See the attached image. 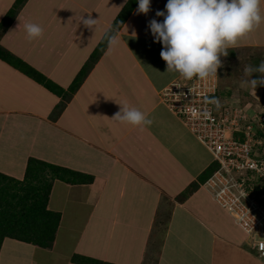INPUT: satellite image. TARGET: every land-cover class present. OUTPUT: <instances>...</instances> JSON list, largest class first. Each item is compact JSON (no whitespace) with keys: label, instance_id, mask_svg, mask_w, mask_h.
I'll return each instance as SVG.
<instances>
[{"label":"crops","instance_id":"crops-1","mask_svg":"<svg viewBox=\"0 0 264 264\" xmlns=\"http://www.w3.org/2000/svg\"><path fill=\"white\" fill-rule=\"evenodd\" d=\"M15 1L0 0V22ZM110 1L27 0L0 33V44L67 89L126 4ZM166 3L151 0L147 14H137L136 5L116 43L56 119L51 115L61 98L0 58V172L22 180L30 158L76 172L68 175L71 181L53 182L48 208L61 214L53 247L6 237L0 264H81L74 255L110 264H234L241 256L260 261L248 235L203 183L189 189L214 157L162 101L161 91L181 77L167 71L162 45L148 29L151 19H163L155 13ZM260 9L264 16V0ZM89 15L98 19L92 29L80 19ZM29 22L46 32L43 48L32 52L14 41ZM53 31L71 37L62 49H53ZM263 31L264 21L230 48L264 44ZM222 66L219 104L237 97L231 88L225 92ZM122 104L152 124L116 120Z\"/></svg>","mask_w":264,"mask_h":264},{"label":"built area","instance_id":"built-area-1","mask_svg":"<svg viewBox=\"0 0 264 264\" xmlns=\"http://www.w3.org/2000/svg\"><path fill=\"white\" fill-rule=\"evenodd\" d=\"M217 68L201 80L180 77L161 91L162 101L210 150L216 170L202 184L233 217L264 258V115L239 103L219 104Z\"/></svg>","mask_w":264,"mask_h":264},{"label":"clouds","instance_id":"clouds-1","mask_svg":"<svg viewBox=\"0 0 264 264\" xmlns=\"http://www.w3.org/2000/svg\"><path fill=\"white\" fill-rule=\"evenodd\" d=\"M262 0H167L163 10H157L156 17L148 23L154 42L162 45L161 58L167 71L179 73L185 80L194 77L204 80L214 76L221 66L219 55L227 56V48L235 47L240 37L251 32L264 21L261 15ZM127 3V0H125ZM137 14L150 11L151 0H137ZM86 28L92 29L97 20L81 17ZM29 40L42 35L43 29L36 23H25ZM116 43V37H110ZM246 75L253 71L264 73V61L258 66H246ZM255 92L257 85L264 86V77L248 81ZM219 107V101H215ZM131 125H151L152 120L135 107L122 104L113 117ZM215 162V161H214Z\"/></svg>","mask_w":264,"mask_h":264},{"label":"trees","instance_id":"trees-1","mask_svg":"<svg viewBox=\"0 0 264 264\" xmlns=\"http://www.w3.org/2000/svg\"><path fill=\"white\" fill-rule=\"evenodd\" d=\"M26 1H15L0 22V33H4L10 27ZM136 5L137 0H128L67 89L58 85L1 44L0 58L61 98L51 115L52 119H56L110 44V37L117 34ZM218 98L220 99L219 93ZM262 134L264 136V131ZM217 167L218 163L213 162L199 175L198 181L192 183L189 189L193 190L200 183H204ZM74 173L76 172L37 158L29 159L26 174L22 180L0 172V249L6 237L47 249L53 247L61 220L60 212L48 208L53 182L55 179L71 181L68 175ZM89 177L90 180L93 179L91 176ZM72 260L81 264H110L80 255H74Z\"/></svg>","mask_w":264,"mask_h":264},{"label":"rangeland","instance_id":"rangeland-1","mask_svg":"<svg viewBox=\"0 0 264 264\" xmlns=\"http://www.w3.org/2000/svg\"><path fill=\"white\" fill-rule=\"evenodd\" d=\"M52 1L58 2L59 0H52ZM106 5L107 2L104 4V6ZM27 16L32 20H35V18H37L36 15L33 14L29 15V13ZM45 33L46 32L43 31L40 37L29 40L26 36V32L24 30H21L14 34V41L17 42L21 41L22 43H25L26 46H28L27 50L29 52H32V50H36V49L38 50L40 48H43L41 47V43H43V40L45 38L43 35ZM51 33L53 35L52 36L53 40L51 43V45H53V49H62L63 48L61 47L62 44L67 43L65 42V39H67L68 37L71 38L69 35L64 37V33H65L64 31H53ZM263 34H259V35H262L261 37H263ZM23 36H26V38ZM227 53H228L227 56L222 54L219 55V59L221 60V64H223L222 67H224V71H225V78L223 79L224 84L226 82L227 85L225 92L227 91L226 93H230L231 90H233V95L236 96L237 93V97H235V100H233L232 102L224 103V104L239 103L248 111L250 115L254 116L255 114L258 115L264 114V86H260L258 84L254 92L250 88V85L248 84V81H250L251 79H259L261 77H264V73L253 71L252 74L249 76L246 75L244 71L246 66H252L253 68H255L256 66H258V64L261 61H264V44L257 46L244 44L243 46L240 45L236 48L228 47ZM228 88L229 89L231 88V90H229ZM220 99L219 101H221ZM246 107L248 109H250L251 107V110L249 111ZM247 237L250 242L251 240L250 237L249 236ZM262 238H264V234L258 233L256 235V239H262ZM251 249L253 250L254 255L257 258H260L261 262L255 259V257H253L252 259L251 257L248 256H244V257L241 256L242 259L237 260L234 264H264V258L259 257V252L257 248L254 245H252Z\"/></svg>","mask_w":264,"mask_h":264},{"label":"bare ground","instance_id":"bare-ground-1","mask_svg":"<svg viewBox=\"0 0 264 264\" xmlns=\"http://www.w3.org/2000/svg\"><path fill=\"white\" fill-rule=\"evenodd\" d=\"M219 93V92H218ZM218 100H219V98H218ZM256 115V114H255ZM262 115H264V114H262Z\"/></svg>","mask_w":264,"mask_h":264}]
</instances>
